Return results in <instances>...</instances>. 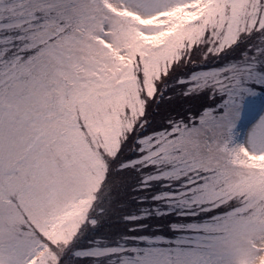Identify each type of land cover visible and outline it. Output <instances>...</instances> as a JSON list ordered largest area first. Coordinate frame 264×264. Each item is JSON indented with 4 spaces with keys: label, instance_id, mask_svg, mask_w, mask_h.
Returning a JSON list of instances; mask_svg holds the SVG:
<instances>
[{
    "label": "snow or ice",
    "instance_id": "1",
    "mask_svg": "<svg viewBox=\"0 0 264 264\" xmlns=\"http://www.w3.org/2000/svg\"><path fill=\"white\" fill-rule=\"evenodd\" d=\"M0 264H264V0H0Z\"/></svg>",
    "mask_w": 264,
    "mask_h": 264
}]
</instances>
